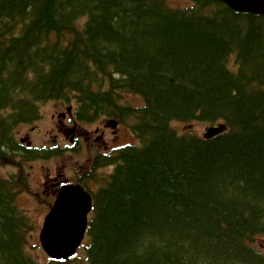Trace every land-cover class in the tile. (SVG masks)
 <instances>
[{"label":"trees","instance_id":"trees-1","mask_svg":"<svg viewBox=\"0 0 264 264\" xmlns=\"http://www.w3.org/2000/svg\"><path fill=\"white\" fill-rule=\"evenodd\" d=\"M171 1L0 0V166L23 172L24 161L63 153L16 137L50 101L75 103L80 122H127L139 142L78 177L97 182L88 174L114 165L70 260L32 253L35 225L18 205L29 174L0 175V264L81 254L87 264H264L250 244L264 236V16ZM190 121L226 130L208 140L177 131Z\"/></svg>","mask_w":264,"mask_h":264},{"label":"rangeland","instance_id":"rangeland-1","mask_svg":"<svg viewBox=\"0 0 264 264\" xmlns=\"http://www.w3.org/2000/svg\"><path fill=\"white\" fill-rule=\"evenodd\" d=\"M171 4L176 7H185L188 6L189 3L185 0H172ZM207 13L211 14L212 11L207 9ZM234 62V59L229 60V66H232ZM124 100L126 101L125 104H129L131 107H140L143 105V99L137 96L125 94ZM42 114L44 115V118L41 120V122H38L35 124L34 127L31 126H19L16 130V137H26L28 136L33 145H37L39 147H43L45 143L48 141L51 143V145H55L60 142H67V138L64 137L62 134H60L59 130L54 125V119L52 118L53 111H56L58 114L63 113V111H66L65 107H62L61 105L55 103V102H49L46 103L43 108L41 109ZM50 117V118H49ZM114 117H111V120H113ZM210 124L204 123V122H198V121H190V122H178L176 124V129L181 134H193L196 136H202L204 131L207 127H209ZM94 128V126H92ZM79 132H81V129L78 128L77 135H75V138L79 136ZM126 133L125 130H122V136L118 139L120 140L118 145H125V144H132L137 145L136 139L132 136L131 131L129 129V136L126 138L124 137V134ZM119 135V132L117 133ZM77 142L76 144H78ZM99 149V145L95 144L92 148L93 155L96 154V152ZM50 163V167H49ZM87 162L84 160V156L78 152L75 154L69 153L65 155L62 159L57 160L56 162H52L50 160H47L45 163V166H41V163L35 162L32 163V175H31V181L33 183V190L37 192L36 194H39V202H42L45 200V198L50 194V185L47 189H45L46 182L50 181L51 179L56 178L59 174H65L66 176H71L74 174V168L77 170H81L83 166H85ZM58 165V166H57ZM27 171L29 170V166L25 165ZM113 170V165L109 166L106 169V166L103 168L96 169L93 173L88 174L89 178H96L97 183L94 186V183L92 180H89L88 185L90 187H94V191H96L99 187L100 180L102 183L106 182L108 179V176L110 172ZM18 170L11 168V166H0V175L8 177L12 174H15ZM49 175H48V174ZM17 175V174H16ZM81 175H86V172L84 170L81 171ZM42 199V200H41ZM38 202V199L33 200L31 198H28L26 203H24L21 199L18 203L19 207L26 211L32 218L33 223L35 224V230L32 234L30 243H38L40 245L39 241V234L44 222L45 216L48 214V209L46 208V205H41ZM250 244L254 246L255 248L264 251V236L261 237H255L252 241H250ZM32 253L38 258L39 261L42 263H45L48 261V256L43 251L40 245V249H32ZM84 254L80 255V258H83ZM77 258L74 260V264H87L84 259Z\"/></svg>","mask_w":264,"mask_h":264},{"label":"water","instance_id":"water-1","mask_svg":"<svg viewBox=\"0 0 264 264\" xmlns=\"http://www.w3.org/2000/svg\"><path fill=\"white\" fill-rule=\"evenodd\" d=\"M237 13L264 16V0H216ZM224 131L223 125L213 126L204 132L208 139ZM93 209L92 196L82 187L63 186L55 203L45 217L40 232V243L52 259H70L83 243Z\"/></svg>","mask_w":264,"mask_h":264},{"label":"flooded vegetation","instance_id":"flooded-vegetation-1","mask_svg":"<svg viewBox=\"0 0 264 264\" xmlns=\"http://www.w3.org/2000/svg\"><path fill=\"white\" fill-rule=\"evenodd\" d=\"M70 115V109H68V116ZM56 116L57 113H54L52 115V118L56 119ZM53 123L59 130L60 134L67 138V142H61L60 144V147L64 152L61 155L50 156L49 158L37 159L35 161L42 162V160L48 159L52 162H56L57 160L62 159L65 155L69 153L75 154L76 152H78L84 156V160L87 162V164L83 166L80 171L77 170L76 173L74 172V174L71 176L59 174L56 178L46 182L45 189H47L50 185L49 190L50 192H53V194L48 195L45 200L50 199V201H52L51 204L53 203L56 192L61 186L70 183H80L78 177L81 175V171L87 168L88 163L92 164L95 160L99 158H104V156L108 155L112 150L117 149L119 147L118 143L120 140L118 138L122 134V129L124 127L121 122L119 120H115V118L111 120V118H108L107 116H100L94 123L86 122L84 124H80L81 127L79 128L81 129V132H79V136L75 138V135H77L78 128L74 127L70 129L69 125L71 124V122L66 119V116L61 121ZM92 126H94V128H92ZM118 132L119 135L117 134ZM24 139L25 142L22 143L26 146H31L32 142L30 141V138L26 136ZM77 142H79L78 145H80V148L78 151H75L73 146L76 145ZM95 144L99 145V149L96 154L93 155L92 148ZM86 151L88 153H86ZM87 154L90 155V157H88ZM92 182L94 183L93 180ZM83 186L89 192H92L93 187H90L88 184H83ZM36 193L37 192L35 191L32 193V200L33 198H36L39 202V194Z\"/></svg>","mask_w":264,"mask_h":264},{"label":"bare ground","instance_id":"bare-ground-1","mask_svg":"<svg viewBox=\"0 0 264 264\" xmlns=\"http://www.w3.org/2000/svg\"><path fill=\"white\" fill-rule=\"evenodd\" d=\"M126 101L124 100V103H125ZM125 105H129V104H125ZM115 120H119V119H115ZM120 122H121V124L124 126L123 127V129L122 130H125L126 131V133L124 134V137H128L129 136V129H130V125L126 122V123H124L122 120H119ZM130 131H131V134H132V136L136 139V137L134 136V134L132 133V130L130 129ZM122 136V134L120 135V137ZM136 142H137V145L139 144V142H138V140L136 139ZM98 168H100V167H98Z\"/></svg>","mask_w":264,"mask_h":264}]
</instances>
